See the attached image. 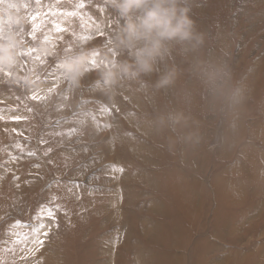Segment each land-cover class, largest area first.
Masks as SVG:
<instances>
[{
	"label": "rangeland",
	"instance_id": "obj_1",
	"mask_svg": "<svg viewBox=\"0 0 264 264\" xmlns=\"http://www.w3.org/2000/svg\"><path fill=\"white\" fill-rule=\"evenodd\" d=\"M46 2L0 0V264H264V0H183L200 41L115 87L112 0ZM57 193L71 222L33 250Z\"/></svg>",
	"mask_w": 264,
	"mask_h": 264
},
{
	"label": "clouds",
	"instance_id": "obj_2",
	"mask_svg": "<svg viewBox=\"0 0 264 264\" xmlns=\"http://www.w3.org/2000/svg\"><path fill=\"white\" fill-rule=\"evenodd\" d=\"M182 3L183 0H112L113 7L125 20L114 43L131 53L132 62L101 70L100 75L109 87L117 86L125 77L135 79L152 73L173 44L200 41L189 9ZM88 56L87 51H82L65 62L64 71L71 83L78 84L86 73ZM172 77L173 73H169L161 84H170Z\"/></svg>",
	"mask_w": 264,
	"mask_h": 264
},
{
	"label": "snow or ice",
	"instance_id": "obj_3",
	"mask_svg": "<svg viewBox=\"0 0 264 264\" xmlns=\"http://www.w3.org/2000/svg\"><path fill=\"white\" fill-rule=\"evenodd\" d=\"M32 99L39 101L40 99H42V97L34 95L32 96ZM19 119L20 117H14V120L17 122L19 121ZM47 154H50V150H49V153H46V155ZM29 155H35V153H29ZM95 162H96L95 157H93L89 161V163H95ZM37 167H39V165H37ZM102 171L104 172L105 177L109 181H112V180H115L116 176L122 173L124 169L122 167H118L115 165H109ZM96 179H99V174L94 173L89 178V180L84 181L83 184L78 179L74 181H70L69 183L71 187L87 190V186L89 185L90 181L96 180ZM93 191L104 193L108 190L103 187H97V188H94ZM60 195H61L60 193H57L55 198L53 197L48 198V200L52 202V206H46L48 205V201H44L42 202V205L39 208L38 216L44 222L40 224L39 228L36 230L35 236L30 238L33 250L37 248H42L44 246L45 241L49 238L51 231L53 229L58 230L60 228L61 218H63V221L65 223L71 222V217L68 214L67 208L60 206L58 203ZM14 223L16 224L18 228L24 227L23 222L21 221H14ZM13 235H15V233H13ZM118 238L119 237L117 236L116 239ZM113 244H115V240L113 241Z\"/></svg>",
	"mask_w": 264,
	"mask_h": 264
},
{
	"label": "bare ground",
	"instance_id": "obj_4",
	"mask_svg": "<svg viewBox=\"0 0 264 264\" xmlns=\"http://www.w3.org/2000/svg\"><path fill=\"white\" fill-rule=\"evenodd\" d=\"M29 1V0H28ZM47 0H45V2H46ZM47 4L49 3V2H46ZM22 4V3H21ZM28 4V3H27ZM0 6H2L1 4H0ZM44 6V5H43ZM25 7V6H24ZM45 8V7H44ZM6 9V8H5ZM50 11V10H49ZM2 12V11H1ZM28 13V12H27ZM44 16V15H43ZM51 17V16H50ZM40 18L42 19V16H40ZM3 19V18H2ZM39 19V18H38ZM41 19H39V20H41ZM45 19V18H44ZM50 19V18H49ZM47 22H49L48 20H46ZM3 22V21H2ZM35 24V23H34Z\"/></svg>",
	"mask_w": 264,
	"mask_h": 264
}]
</instances>
